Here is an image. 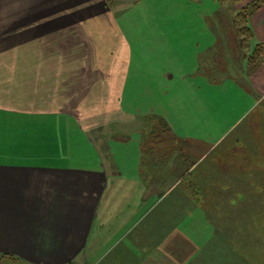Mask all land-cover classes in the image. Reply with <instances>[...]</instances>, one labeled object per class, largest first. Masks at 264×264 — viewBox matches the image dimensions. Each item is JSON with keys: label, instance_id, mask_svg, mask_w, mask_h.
Returning a JSON list of instances; mask_svg holds the SVG:
<instances>
[{"label": "crops", "instance_id": "crops-1", "mask_svg": "<svg viewBox=\"0 0 264 264\" xmlns=\"http://www.w3.org/2000/svg\"><path fill=\"white\" fill-rule=\"evenodd\" d=\"M118 1L0 0V255L17 264H228V231L220 259L215 227L194 220L202 195L177 188L193 165L182 169L187 158L148 139L166 120L191 157L193 131L207 148L228 129L213 112L220 95L203 99L202 84L223 88L224 113L231 102L241 117L264 107V53L253 62L240 40L220 48L211 29L205 47L191 37L181 47ZM251 26L256 48L264 3ZM233 84L243 93H229ZM248 156L260 166V154Z\"/></svg>", "mask_w": 264, "mask_h": 264}, {"label": "rangeland", "instance_id": "rangeland-1", "mask_svg": "<svg viewBox=\"0 0 264 264\" xmlns=\"http://www.w3.org/2000/svg\"><path fill=\"white\" fill-rule=\"evenodd\" d=\"M136 1L133 7L132 3ZM118 2L120 6H117V9L120 12L132 7L130 14L147 15L149 19L147 24H152L155 29L172 31V40L180 37L183 42L181 47L187 44L186 40L190 37L197 38L200 47H205L210 39L208 31L211 29L216 32L220 48L231 47L233 41L240 40L243 52L250 48L254 49L250 55L253 62L263 58V54L256 57L254 53L256 48L251 47L254 34L251 20L262 7L264 0H119ZM138 4L140 5L136 7ZM216 85L209 87L202 84L198 89L203 99L213 93L220 95L217 104L215 103L220 109L214 107L212 111L219 119L216 118V121L218 120L220 126H228V129L223 128L222 134L215 135L213 140L209 139L207 148L203 146L206 141L205 135L193 131L195 150L193 156H186V149L189 148L187 140L174 133L170 124L164 121L157 126L158 132L150 134L148 141L165 144L166 157L174 156L176 160L187 158L183 160L185 166L182 169L193 165L191 176L193 179L183 175V179L176 182V185L179 188L180 184V190L186 192L191 199L202 195L201 200L203 205H206L201 208L204 213L195 215L194 220H203L206 216L209 223L215 227L211 228L213 245L210 246L216 251L215 257L219 256L221 259L219 255L223 245L221 234L228 231L231 243L228 264H264V107H258L250 115L241 117L243 108L237 106L238 102L230 101L229 112L224 113L222 108L226 107L224 102L228 99V95L224 94L221 86ZM233 87L235 89H232ZM238 87L231 85L229 93L232 95L243 93ZM184 102L183 100L182 103ZM169 107V105L166 107V113L170 116ZM187 112L190 113V109ZM200 124L198 122V125ZM180 125L188 126L189 123L183 119ZM218 137L220 139H217ZM254 143L263 145L261 150L255 149ZM253 152L261 155L258 162L260 166L254 170L252 167L254 160L248 156ZM188 171H191V168ZM222 222L224 225L221 227ZM224 226L223 231L221 228ZM0 264L17 263L10 260ZM217 264L222 262L219 261Z\"/></svg>", "mask_w": 264, "mask_h": 264}, {"label": "trees", "instance_id": "trees-1", "mask_svg": "<svg viewBox=\"0 0 264 264\" xmlns=\"http://www.w3.org/2000/svg\"><path fill=\"white\" fill-rule=\"evenodd\" d=\"M232 1H241V0H232ZM256 9V8H255ZM254 9V10H255ZM257 10V9H256ZM254 12V11H253ZM255 56L257 57H259V56H261L263 53H264V43H260V44H258L257 45V47H256V49H255ZM162 121H164L165 122V120H163V119H160V123H162ZM15 261V258L14 257H12V256H10V255H6V254H1L0 255V263L1 262H3V263H7L8 261ZM69 264H77V263H75V262H71V263H69Z\"/></svg>", "mask_w": 264, "mask_h": 264}]
</instances>
